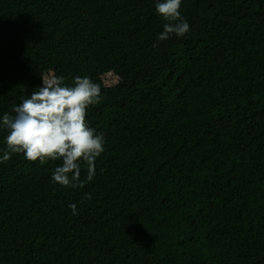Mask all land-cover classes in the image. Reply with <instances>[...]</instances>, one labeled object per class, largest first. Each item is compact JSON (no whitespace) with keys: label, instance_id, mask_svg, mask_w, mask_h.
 Returning <instances> with one entry per match:
<instances>
[{"label":"trees","instance_id":"16d2710c","mask_svg":"<svg viewBox=\"0 0 264 264\" xmlns=\"http://www.w3.org/2000/svg\"><path fill=\"white\" fill-rule=\"evenodd\" d=\"M156 3L0 0V118L88 77L104 138L83 187L53 182L60 160L0 163V264H264V0H182L163 41Z\"/></svg>","mask_w":264,"mask_h":264},{"label":"clouds","instance_id":"9594fccd","mask_svg":"<svg viewBox=\"0 0 264 264\" xmlns=\"http://www.w3.org/2000/svg\"><path fill=\"white\" fill-rule=\"evenodd\" d=\"M182 0H157L156 11L166 21L158 40L184 36L189 23L180 13ZM101 86L88 77L76 76L71 86L63 76L42 77V85L14 106L13 115L0 118L7 131L6 149L0 163L22 154L29 162L44 164L60 160L52 180L64 187H83L81 166H87V180L95 174V160L104 151V138L87 123L89 106L100 103ZM76 214L75 204L70 205Z\"/></svg>","mask_w":264,"mask_h":264},{"label":"rangeland","instance_id":"374dc122","mask_svg":"<svg viewBox=\"0 0 264 264\" xmlns=\"http://www.w3.org/2000/svg\"><path fill=\"white\" fill-rule=\"evenodd\" d=\"M116 78H113L110 74L105 77V82L109 85L114 83Z\"/></svg>","mask_w":264,"mask_h":264}]
</instances>
